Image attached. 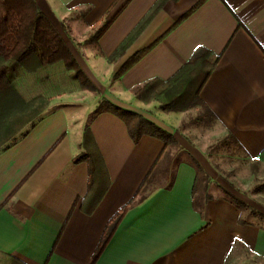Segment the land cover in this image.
<instances>
[{"label":"crops","instance_id":"crops-1","mask_svg":"<svg viewBox=\"0 0 264 264\" xmlns=\"http://www.w3.org/2000/svg\"><path fill=\"white\" fill-rule=\"evenodd\" d=\"M35 1L65 41L81 38L79 21L86 29L111 21L95 46L81 44L82 63L73 54L97 94L81 89L55 95L45 88L48 104L37 113L39 88L32 78L20 81L16 92L0 90V251L22 264H264V204L234 194L183 126L186 112L205 106L242 163L264 165V0H164L115 62L107 56L156 0ZM78 10H84L81 20ZM197 47L219 54L197 104L164 110L134 96L135 86L171 76ZM101 99L154 122L174 143L163 150V141L147 134L134 141L118 115L95 112ZM86 127L99 153L92 172L78 157ZM192 162L205 174L209 194L196 206ZM153 164L146 197L124 212L93 260L106 223ZM263 186L253 195H264ZM224 191L243 205L235 206Z\"/></svg>","mask_w":264,"mask_h":264},{"label":"trees","instance_id":"trees-1","mask_svg":"<svg viewBox=\"0 0 264 264\" xmlns=\"http://www.w3.org/2000/svg\"><path fill=\"white\" fill-rule=\"evenodd\" d=\"M163 1L156 0L145 16L140 19L134 28L107 56L108 62H115L124 54L128 45L142 31ZM110 21L111 19H105L96 34V38L104 31ZM149 47L147 46L127 58L114 73V77H119ZM218 58L219 54H215L204 47H197L191 57L171 76L166 79L157 77L149 79L135 86L132 92L141 102L149 103L155 101L164 110H187L199 102V90L215 66ZM54 66H58L59 71L66 75L62 83L50 81L49 69ZM26 78H32V81H36L38 84L37 113H40L48 104V98L44 92L45 88H52L55 95L81 89L96 90L95 86L79 66L55 25L38 8L35 0H0V90L4 92H9L10 90L16 92L18 83L24 81ZM7 98H9V94ZM205 109L207 110V108ZM104 110L118 115L126 123L129 135L134 141L141 135L147 134L161 139L163 141V150L174 143L172 134L134 111L121 108L105 99H101L95 112ZM32 115H34V112ZM82 146L83 151L78 157L89 161L91 172L97 170L99 153L88 127H86L83 133ZM192 165L196 171L192 189V204L196 206L201 204L203 197H209V194L205 193L207 188L205 174L197 162H192ZM153 168L154 164L131 199L106 223L93 260L103 250L124 212L136 200L146 197L147 190L153 185L152 178L150 177ZM162 171L163 175L168 177V167L166 166V169ZM223 195L235 206L243 205V202L233 194L224 191ZM0 264L22 263L14 256L0 251Z\"/></svg>","mask_w":264,"mask_h":264},{"label":"rangeland","instance_id":"rangeland-1","mask_svg":"<svg viewBox=\"0 0 264 264\" xmlns=\"http://www.w3.org/2000/svg\"><path fill=\"white\" fill-rule=\"evenodd\" d=\"M74 14L80 15L78 19L81 20L84 10L75 11ZM104 21L105 19H102L90 29H86L85 23L79 21L77 24V33L79 31L81 32V38L77 40L76 36L74 39L68 36L70 40L68 41L67 39L65 42L70 45L71 51L79 62L82 63L83 60L78 54L81 44L95 46L96 34ZM102 73L107 77L109 75V70L104 69ZM49 74L50 81L53 83H55L54 81L62 83L66 78V75L59 71L58 66L50 67ZM92 74L94 78L97 77L93 72ZM100 81L101 80H99V82ZM100 83L102 84V82ZM92 91H94V94H97L95 90ZM156 108H158V106ZM184 116L183 126H185L184 132L187 140L205 151L208 161L216 167L217 175L226 182L225 185L236 195L241 193L250 198L253 202L264 204V195H253L255 188H257L260 183L264 182V165L257 166L255 163L243 164L242 160L238 158L239 151L231 138L211 116L205 112L204 108L200 106L194 107L186 112Z\"/></svg>","mask_w":264,"mask_h":264}]
</instances>
